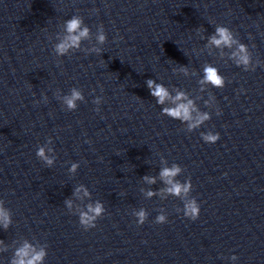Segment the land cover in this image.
<instances>
[{
    "label": "water",
    "instance_id": "water-1",
    "mask_svg": "<svg viewBox=\"0 0 264 264\" xmlns=\"http://www.w3.org/2000/svg\"><path fill=\"white\" fill-rule=\"evenodd\" d=\"M73 15L92 33L82 48L103 25L101 54L56 55V33ZM217 25L248 46L260 61L254 70L204 47ZM205 63L225 77L223 88L200 90ZM180 65L191 74L173 71ZM149 78L185 90L211 118L188 132L162 115ZM72 87L85 99L68 110L56 92ZM208 131L220 133L215 143L203 141ZM49 137L51 167L36 156ZM162 157L182 167L177 179H191L197 219L178 197H146L165 187ZM79 184L104 204L94 228L64 204L89 202L73 196ZM0 199L12 213L0 227L8 245L0 264L25 238L47 246L43 264H264V0H0ZM140 208L143 224L133 215ZM161 209L167 221L158 224Z\"/></svg>",
    "mask_w": 264,
    "mask_h": 264
},
{
    "label": "clouds",
    "instance_id": "clouds-1",
    "mask_svg": "<svg viewBox=\"0 0 264 264\" xmlns=\"http://www.w3.org/2000/svg\"><path fill=\"white\" fill-rule=\"evenodd\" d=\"M63 31L56 33L57 42L54 44V52L57 56H65L70 52L76 50L84 51L88 53L101 54L102 48L97 45H103L107 40V35L104 31L103 25L98 26L95 34L96 43L92 46L82 48V41L88 40L91 43L92 33L90 28L84 23V19L80 15H73L63 22ZM199 32V29L197 30ZM201 39H205L204 35H200ZM207 42L204 45L210 51L212 49H218L220 55L223 57L225 54L227 58L232 60L238 67L242 66L245 71L254 70L256 65L260 63L257 60L252 62V54L249 51L248 46L245 43L240 42L233 31L224 25H217L215 31L209 34L206 38ZM229 49L230 51H225ZM173 71L183 73L185 76L190 75V70L186 65H180L178 68H174ZM200 90L204 91L205 87L211 85L217 88H223L225 85V77L220 73L219 69L211 63H205L203 65V76L198 80ZM146 85L150 90L151 96L155 99L156 104L162 106V115H167L172 119L179 120L186 125L187 131L192 132L201 126L204 122L211 118V115L207 111H201L197 106L195 100L190 98L188 92L180 88H174L170 90L165 84L157 82L155 79H147ZM174 92V94H173ZM57 99L61 100L68 110H75L77 108V101H83L85 99L81 89L72 87L70 92L65 95H60V91L56 92ZM47 100V96L44 97ZM102 97H95L94 103L99 105ZM215 97L209 94V98L204 101L205 105L211 106ZM99 111V108L96 109ZM219 114V109H217ZM203 141L208 143H215L219 137V132H201ZM52 143V138L49 137L45 145L38 147L36 156L42 160L48 167L53 166L56 156L53 154L54 149L49 147ZM162 162L167 166L159 170V177L163 181L165 187L160 190L149 189L145 193L147 198H151L154 195H160L161 199H165L167 196L172 195L180 198L183 201V214L192 220L198 218L200 213V205L195 197L190 196L192 190L191 179L181 182L177 177L182 172V167L177 163L168 165L167 160L162 157ZM79 167V162H73L70 165L68 171L70 173H76ZM142 179L148 184H155L156 177L145 175ZM73 196L77 200L89 199L86 205H75L72 199H66L64 204L67 209L72 212L75 211L79 214V222L85 228H94L96 226V220L101 217L105 212V207L102 201H92L91 192L84 184H79L73 192ZM181 211V209H177ZM133 215L137 218L138 224H143L148 218V212L144 208L133 211ZM167 221V215L161 209L160 213L155 217V222L158 224L165 223ZM12 224L11 210L5 207V202L0 199V227L7 230ZM0 251H7L8 245L5 244L3 239H0ZM47 256V246L41 245L37 247L34 243L28 239L14 248L13 255L9 261V264H43L45 257ZM231 260H237L236 255L231 256Z\"/></svg>",
    "mask_w": 264,
    "mask_h": 264
}]
</instances>
